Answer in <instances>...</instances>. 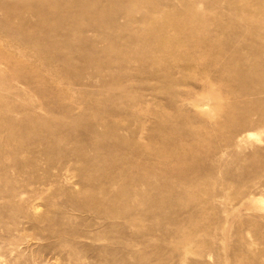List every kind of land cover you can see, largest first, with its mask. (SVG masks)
<instances>
[{"label": "rangeland", "instance_id": "rangeland-1", "mask_svg": "<svg viewBox=\"0 0 264 264\" xmlns=\"http://www.w3.org/2000/svg\"><path fill=\"white\" fill-rule=\"evenodd\" d=\"M0 264H264V0H0Z\"/></svg>", "mask_w": 264, "mask_h": 264}, {"label": "bare ground", "instance_id": "bare-ground-1", "mask_svg": "<svg viewBox=\"0 0 264 264\" xmlns=\"http://www.w3.org/2000/svg\"><path fill=\"white\" fill-rule=\"evenodd\" d=\"M78 2V1H77ZM59 4V3H58ZM78 5V4H77ZM87 10V9H86Z\"/></svg>", "mask_w": 264, "mask_h": 264}]
</instances>
